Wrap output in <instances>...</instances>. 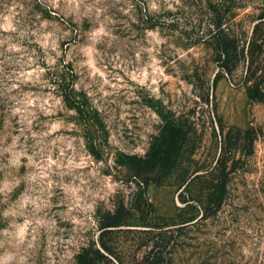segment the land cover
<instances>
[{"label":"rangeland","instance_id":"obj_1","mask_svg":"<svg viewBox=\"0 0 264 264\" xmlns=\"http://www.w3.org/2000/svg\"><path fill=\"white\" fill-rule=\"evenodd\" d=\"M89 246L264 264V0H0V264Z\"/></svg>","mask_w":264,"mask_h":264},{"label":"trees","instance_id":"obj_2","mask_svg":"<svg viewBox=\"0 0 264 264\" xmlns=\"http://www.w3.org/2000/svg\"><path fill=\"white\" fill-rule=\"evenodd\" d=\"M217 27L221 26V20L215 22ZM223 32V30H221ZM222 32H219L221 34ZM225 37H220L219 40L216 42V51H217V61L223 69L226 71H230L231 67L229 65V59L231 58V54L236 52V45L234 44V40L224 33H222ZM63 97L64 100L68 103L74 99V90L73 86L68 82L65 84L63 88ZM76 101V100H75ZM129 214V210L123 205H119L111 210H106L103 214L99 216V229L101 230V234L108 233L114 227H117L122 224V222L127 218ZM101 247L103 250L109 251V247L101 241ZM92 250V246L82 248L77 255H76V263L77 264H90L92 261V256L90 254ZM96 254L104 257V254L100 252V249H94Z\"/></svg>","mask_w":264,"mask_h":264}]
</instances>
